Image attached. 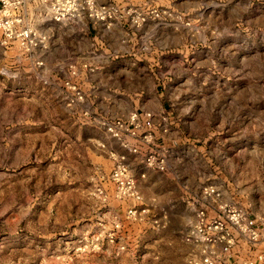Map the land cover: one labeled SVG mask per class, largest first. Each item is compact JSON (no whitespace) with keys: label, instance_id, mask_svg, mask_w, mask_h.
<instances>
[{"label":"rangeland","instance_id":"1","mask_svg":"<svg viewBox=\"0 0 264 264\" xmlns=\"http://www.w3.org/2000/svg\"><path fill=\"white\" fill-rule=\"evenodd\" d=\"M96 2L116 9V18L47 26L37 12L29 20L45 34L68 29L81 52L67 36L62 47L55 35V48L37 58L0 43V264H189L202 254L184 241L198 210L216 216L230 204L264 215V0ZM112 30L120 44L99 59ZM45 68L50 88L36 89ZM97 80L116 90H100ZM140 89L148 105L95 103L96 94L121 98ZM182 89L193 94V136L173 131L179 142L164 147L155 123L138 138L106 132V122L161 110L156 91ZM77 90L84 100L72 102ZM178 148L192 157L181 167ZM150 153L165 170L147 165ZM115 154L127 158L141 203L119 195ZM216 252V264L254 259Z\"/></svg>","mask_w":264,"mask_h":264},{"label":"built area","instance_id":"2","mask_svg":"<svg viewBox=\"0 0 264 264\" xmlns=\"http://www.w3.org/2000/svg\"><path fill=\"white\" fill-rule=\"evenodd\" d=\"M40 12L49 21L64 25H79L83 20L95 22H112L117 10L97 4L96 0H0V43L6 46H19L24 52L32 53L46 45L48 37L40 32L30 19ZM84 100V95L77 90L75 100ZM106 132L114 138L127 135L138 138L142 129L151 132L154 127L152 112L131 113L126 119H119L104 124ZM145 135L147 143L152 136ZM133 153L136 149L129 148ZM115 167L111 174L112 181L118 187L119 195L136 203L143 201L135 178L131 175L127 158L114 155ZM149 167L165 170L166 162L156 154L150 153L146 159ZM205 194L212 199L218 197L213 189H205ZM218 215L209 216L205 209L198 210L195 222L184 233V241L201 249L199 261L189 260V264H216V249L222 247L229 258L233 257V248L241 242L246 243L250 250L264 248V215L252 217L242 209L230 204L218 207ZM138 209L134 206L128 211L135 217ZM243 264H264V255L248 259Z\"/></svg>","mask_w":264,"mask_h":264},{"label":"crops","instance_id":"3","mask_svg":"<svg viewBox=\"0 0 264 264\" xmlns=\"http://www.w3.org/2000/svg\"><path fill=\"white\" fill-rule=\"evenodd\" d=\"M44 23H46L45 25L47 26H52V25L58 26L59 25V23L49 21V20H46ZM61 25H64V24H61ZM67 31L69 30L68 29L65 30L64 27H61L60 31L52 30L48 32V33H51V35L46 33L48 37V41L44 47L39 48L33 51L32 53L24 52V54L26 56H30L31 58L33 57L37 58L35 57L37 52L52 51L55 48V44H54L55 35H56L58 42L62 44V47H65L66 45L65 38L71 37V40L68 41L67 43L71 42V44L74 45V42H75L76 43L75 49L81 52L83 48H82V45L80 44L79 39L72 37L71 36L72 33L67 32ZM104 36L106 37L105 39L106 45H105V49L100 52L99 59H103V58L109 59L110 57H112L115 52V46H117V44H120V37L119 38L117 37L116 30H112L111 32H108ZM123 52H127V50H123ZM41 71H42L44 78L42 77L40 79L36 78L37 83H35L34 85L36 89L40 88V89L47 90L48 87L50 88V83H51L50 73L46 68ZM36 74L39 75V73H36ZM108 75L109 76L111 75L110 71ZM99 82H101V85L99 87L100 90H105V91H115L116 90V87H112V83L110 82L104 83L102 80H97L95 82V85L96 84L98 85ZM143 90L144 89L139 90V92H141L140 94L135 93L134 95H129L127 97H121V98H119L117 95H114L112 93H106L104 95L99 94V97L96 94L94 95L95 103L97 105L110 106L114 108L122 107V106H130V107L145 106V105H148L149 103L145 102L148 95ZM154 94L155 95L157 94L155 97V100L158 102L157 106L161 108V110H158L156 113L153 112L154 113V123L156 124L158 138L161 140L164 147L172 143H175L176 145L179 142L177 140L176 141L174 140V132L180 133L183 131H188L187 135L193 136L192 135L193 134V117H192L193 94H189V90H185V89H182L179 95L174 94L171 96L169 95L164 96L163 94H160L159 91H156V93ZM170 107H181L183 108V110L180 113L175 112V111H170L168 109ZM172 153H173V156L175 157L176 162L178 163L177 167L183 166L186 160L192 158V157L189 158V156L185 153V150H183V148H178L177 150H174ZM190 155L192 156V154ZM192 169H193V166L191 164V166H188V165L185 166L183 170L185 173L187 171H191ZM233 249H236V252L239 253L237 257L243 260L246 259L247 257L256 258L258 256L264 255V248H261L258 251H252L250 250L249 246L244 242L243 243L241 242L239 245L235 246ZM241 250H243V252H241Z\"/></svg>","mask_w":264,"mask_h":264}]
</instances>
